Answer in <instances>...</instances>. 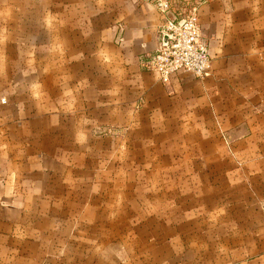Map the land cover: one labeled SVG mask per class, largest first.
I'll return each mask as SVG.
<instances>
[{"label": "crops", "instance_id": "0c3cea01", "mask_svg": "<svg viewBox=\"0 0 264 264\" xmlns=\"http://www.w3.org/2000/svg\"><path fill=\"white\" fill-rule=\"evenodd\" d=\"M153 2L0 0V264H264V0L202 2L209 74L166 84ZM90 142L127 177L104 207Z\"/></svg>", "mask_w": 264, "mask_h": 264}, {"label": "built area", "instance_id": "2783aa9c", "mask_svg": "<svg viewBox=\"0 0 264 264\" xmlns=\"http://www.w3.org/2000/svg\"><path fill=\"white\" fill-rule=\"evenodd\" d=\"M206 1H185L173 9L169 0H154L160 20L159 46L143 64L162 83L181 73L198 79L209 74L211 57L198 21V7Z\"/></svg>", "mask_w": 264, "mask_h": 264}, {"label": "rangeland", "instance_id": "374dc122", "mask_svg": "<svg viewBox=\"0 0 264 264\" xmlns=\"http://www.w3.org/2000/svg\"><path fill=\"white\" fill-rule=\"evenodd\" d=\"M95 129V128H93ZM92 132H94V130H92ZM97 133V132H96ZM87 148H86V158H87V163L91 164V163H95L97 166V184H99L100 188H97V206H101L104 207L106 201L108 200V198H115L114 194L118 195L121 193L125 194L126 191H124L125 189H110V185L111 183L116 181L117 177H120L123 179V181L127 178L125 175H115V174H111L110 173V158L108 156H99V154L97 153V147H95L94 143H86ZM110 184V185H109ZM98 187V186H97ZM111 187H115V185L111 186ZM137 191H135V193H139L141 194L143 191L136 189ZM119 198V197H118ZM124 199V196L121 197ZM120 198V199H121ZM126 201V200H125ZM125 201L123 200L122 202H120L121 207L119 208V210H124L126 209V206L124 205ZM122 203V204H121ZM122 208V209H121ZM147 227L149 225V228H155L156 227V223L152 224L151 223H146ZM113 226L116 227V229H118V233L119 235L114 234L113 232H110L111 227H112V231H113ZM142 223L141 222H137V221H118V222H112V223H99L97 222V231H101L100 234H98L97 232V245L101 246L102 249H106L110 246H122L125 245L124 241H125V236H128L129 234L131 235V231H134L133 233L138 234V232L140 231L139 229L141 228ZM148 228V229H149ZM150 230V229H149ZM124 235V236H123ZM123 237V238H121ZM136 238V237H135ZM135 240V239H134ZM170 240L167 239L166 242H169ZM135 245V244H134ZM169 248L166 250V253H168ZM101 257V260L103 263H115V262H122V263H126V262H147L148 260H150L151 255H142V253L137 252V253H110V254H100L99 255ZM168 256V255H167ZM179 257L181 256L182 261L186 260V257H189V255L187 254H179ZM200 256L203 255H193V257L197 260H201L202 258H199ZM206 256V255H205ZM169 257H167V261H169ZM207 260H213V257H208ZM105 263V264H106Z\"/></svg>", "mask_w": 264, "mask_h": 264}]
</instances>
